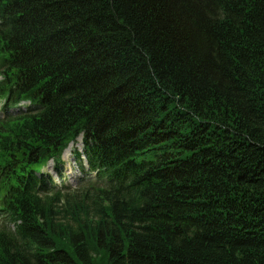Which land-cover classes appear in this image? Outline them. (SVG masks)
Wrapping results in <instances>:
<instances>
[{"label":"trees","instance_id":"trees-1","mask_svg":"<svg viewBox=\"0 0 264 264\" xmlns=\"http://www.w3.org/2000/svg\"><path fill=\"white\" fill-rule=\"evenodd\" d=\"M1 103L0 264H264V0H0Z\"/></svg>","mask_w":264,"mask_h":264},{"label":"rangeland","instance_id":"rangeland-1","mask_svg":"<svg viewBox=\"0 0 264 264\" xmlns=\"http://www.w3.org/2000/svg\"><path fill=\"white\" fill-rule=\"evenodd\" d=\"M28 106V103L25 107ZM2 111L0 110V118ZM84 153L82 138L77 142L70 144L63 155V165L57 167L54 162H50L46 168V176L50 175L55 184L59 185L65 183L66 185L76 187L82 178V170L80 169L81 162L79 163L77 154ZM59 183V184H58Z\"/></svg>","mask_w":264,"mask_h":264},{"label":"bare ground","instance_id":"bare-ground-1","mask_svg":"<svg viewBox=\"0 0 264 264\" xmlns=\"http://www.w3.org/2000/svg\"><path fill=\"white\" fill-rule=\"evenodd\" d=\"M59 184V183H58Z\"/></svg>","mask_w":264,"mask_h":264}]
</instances>
